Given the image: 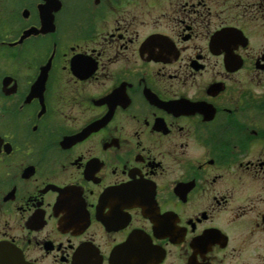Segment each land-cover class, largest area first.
<instances>
[{
	"label": "flooded vegetation",
	"instance_id": "1",
	"mask_svg": "<svg viewBox=\"0 0 264 264\" xmlns=\"http://www.w3.org/2000/svg\"><path fill=\"white\" fill-rule=\"evenodd\" d=\"M19 259L264 264V0H0Z\"/></svg>",
	"mask_w": 264,
	"mask_h": 264
},
{
	"label": "water",
	"instance_id": "2",
	"mask_svg": "<svg viewBox=\"0 0 264 264\" xmlns=\"http://www.w3.org/2000/svg\"><path fill=\"white\" fill-rule=\"evenodd\" d=\"M19 262L20 264H25L24 261H22V259H19L18 261H11L9 264H17Z\"/></svg>",
	"mask_w": 264,
	"mask_h": 264
}]
</instances>
